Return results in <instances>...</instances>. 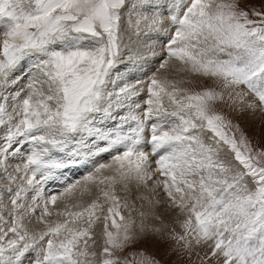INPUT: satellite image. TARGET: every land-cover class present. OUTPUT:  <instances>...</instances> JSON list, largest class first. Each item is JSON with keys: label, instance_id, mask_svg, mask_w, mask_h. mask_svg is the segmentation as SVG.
<instances>
[{"label": "snow or ice", "instance_id": "6c2138e0", "mask_svg": "<svg viewBox=\"0 0 264 264\" xmlns=\"http://www.w3.org/2000/svg\"><path fill=\"white\" fill-rule=\"evenodd\" d=\"M225 110L264 114V0H0V264H160L162 210L189 259L264 264Z\"/></svg>", "mask_w": 264, "mask_h": 264}, {"label": "rangeland", "instance_id": "374dc122", "mask_svg": "<svg viewBox=\"0 0 264 264\" xmlns=\"http://www.w3.org/2000/svg\"><path fill=\"white\" fill-rule=\"evenodd\" d=\"M251 2L258 4L260 0H251ZM205 86H211L210 82ZM189 87L198 88L199 86L189 85ZM225 114L229 119L233 120L234 123H239L241 125L254 145L264 146V114L258 113L252 116L248 113L241 114L228 110H225ZM161 216L162 219L155 223L157 226L163 227L164 231L157 237H148L143 240L138 247L146 249L149 254L160 261V264H200V260L197 256L193 255L192 258L189 259L188 255L179 251L175 243L167 237V232L170 231L172 227H175L176 231H180L178 225L175 223L177 216H172L170 218L171 221L168 217L163 218V215ZM208 264H213V262L209 260Z\"/></svg>", "mask_w": 264, "mask_h": 264}, {"label": "bare ground", "instance_id": "6f19581e", "mask_svg": "<svg viewBox=\"0 0 264 264\" xmlns=\"http://www.w3.org/2000/svg\"><path fill=\"white\" fill-rule=\"evenodd\" d=\"M161 215H163V218L164 217H168V219H170L172 216H175L176 213L175 212H172V211H161ZM176 219V218H175ZM171 221V219H170ZM171 223V222H170ZM175 224V223H174Z\"/></svg>", "mask_w": 264, "mask_h": 264}]
</instances>
